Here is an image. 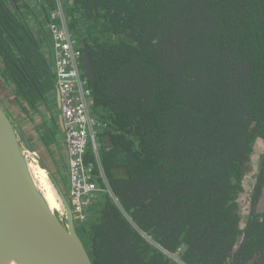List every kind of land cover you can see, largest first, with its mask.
I'll list each match as a JSON object with an SVG mask.
<instances>
[{"label":"trees","instance_id":"1","mask_svg":"<svg viewBox=\"0 0 264 264\" xmlns=\"http://www.w3.org/2000/svg\"><path fill=\"white\" fill-rule=\"evenodd\" d=\"M56 1L0 0V80L28 118L55 91L38 16ZM59 1L90 57L83 78L117 200L102 193L87 229L93 264H264V152L245 217L238 204L264 146V0ZM46 124L44 147L58 136Z\"/></svg>","mask_w":264,"mask_h":264},{"label":"water","instance_id":"2","mask_svg":"<svg viewBox=\"0 0 264 264\" xmlns=\"http://www.w3.org/2000/svg\"><path fill=\"white\" fill-rule=\"evenodd\" d=\"M82 62L85 77L92 78L88 53ZM16 135L0 105V264H93L65 192L40 166L61 205L60 215L52 212L34 184L24 145Z\"/></svg>","mask_w":264,"mask_h":264},{"label":"built area","instance_id":"3","mask_svg":"<svg viewBox=\"0 0 264 264\" xmlns=\"http://www.w3.org/2000/svg\"><path fill=\"white\" fill-rule=\"evenodd\" d=\"M38 20L45 29L49 45L47 50L53 63L55 94L66 151V199L76 230L87 233V229L98 219L101 194L107 193L115 201L98 157L95 131L101 123L94 116L93 97L81 68L82 53L76 37L67 28L60 1H56L55 9L47 22L41 14ZM89 149L93 152L95 162L86 161ZM25 153L28 159H32L27 149ZM98 179L102 180L103 187L98 184Z\"/></svg>","mask_w":264,"mask_h":264},{"label":"crops","instance_id":"4","mask_svg":"<svg viewBox=\"0 0 264 264\" xmlns=\"http://www.w3.org/2000/svg\"><path fill=\"white\" fill-rule=\"evenodd\" d=\"M46 51L48 50L46 49ZM18 110L20 111V109ZM38 114L39 116L42 115V120L47 123L46 125L48 128L53 129L54 127H56L58 129V136L56 142L49 145L48 147H44L39 141L38 135H36V127L41 121H34V124L37 125L31 126L28 123V125L25 126L24 120L26 119V115H22L23 117L21 118V123H19V133L22 135L25 146L28 147L32 151V153H37L36 155L39 160L38 164L40 162V166L42 168H45L49 172V174L54 178V180L59 184L60 178H67V174L66 151L65 145L63 143L64 138L63 135H61V118L55 91L49 96L48 101L39 107ZM14 115L16 116L14 118H18V113H14ZM30 129H32V131H29Z\"/></svg>","mask_w":264,"mask_h":264},{"label":"rangeland","instance_id":"5","mask_svg":"<svg viewBox=\"0 0 264 264\" xmlns=\"http://www.w3.org/2000/svg\"><path fill=\"white\" fill-rule=\"evenodd\" d=\"M0 105L5 109L8 117L10 118L12 123L14 124V128H15L16 133H17L16 136H18V138L22 142V144L24 145V148L28 150V155L30 153L29 157L32 158V159H30V161L34 160V162H35V159H36V161H37L36 164L40 167L41 164H40V162L38 164L39 160H38V157L36 155L37 153L33 154L32 151L30 149H28V147L25 146L23 138H22V135L19 133V123H21V118L23 117L22 115H25V114L21 113L18 110L19 109L18 106L13 101L12 90L10 89V87L5 86L1 80H0ZM14 113H18V115H17L18 118H14V117H16L14 115ZM41 116H39V114H36L34 117L32 116L30 118H28L26 116L27 120L26 119L24 120V125L26 126V125H28V123L31 126L32 125H37V124H34V121H36V120L38 122L41 121V122L38 123V125H39L43 121ZM29 131H32V129H30ZM61 135H63V134H61ZM254 149H255V151L253 152V156H252V159H251V162H250L249 170L246 173L244 181H243V183H244V191L238 198V204L240 206L242 215L244 217H245L246 207H247V204H248V197L250 195L252 186L254 184V177H255V175L257 173V167L259 165V161H260L261 155L264 152V146H262L261 144H257ZM59 186L61 187L62 191H64L65 194H66V191L68 189V180H67L66 177H61L60 178ZM61 212L62 211H60V210H55L56 214L60 215ZM76 231H77V233L79 235V238L85 244L88 245V238H87L88 235H87V233H83L80 229H77ZM171 258L177 259L174 255L171 256Z\"/></svg>","mask_w":264,"mask_h":264},{"label":"bare ground","instance_id":"6","mask_svg":"<svg viewBox=\"0 0 264 264\" xmlns=\"http://www.w3.org/2000/svg\"><path fill=\"white\" fill-rule=\"evenodd\" d=\"M28 159V157H27ZM29 168L33 177L34 184L38 191L43 196L45 202L47 203L49 209L54 212L55 210H60L61 205L58 201L57 195L48 180L47 171L39 167L34 160L28 159ZM61 214V213H60Z\"/></svg>","mask_w":264,"mask_h":264},{"label":"flooded vegetation","instance_id":"7","mask_svg":"<svg viewBox=\"0 0 264 264\" xmlns=\"http://www.w3.org/2000/svg\"><path fill=\"white\" fill-rule=\"evenodd\" d=\"M115 202H117L116 198H115ZM99 212V211H98Z\"/></svg>","mask_w":264,"mask_h":264}]
</instances>
